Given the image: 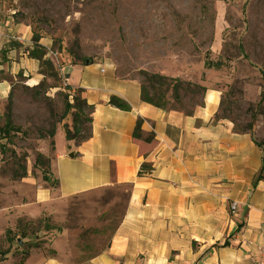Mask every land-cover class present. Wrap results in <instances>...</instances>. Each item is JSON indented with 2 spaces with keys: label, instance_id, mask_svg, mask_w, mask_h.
<instances>
[{
  "label": "rangeland",
  "instance_id": "1",
  "mask_svg": "<svg viewBox=\"0 0 264 264\" xmlns=\"http://www.w3.org/2000/svg\"><path fill=\"white\" fill-rule=\"evenodd\" d=\"M1 1L14 12L16 24L30 29L29 54L39 38L44 60L51 64L39 62L43 79L37 85L23 74L0 82V129L11 101L13 124L22 130L10 139L0 134V251L9 247L8 229L16 232L19 221L31 223L26 224L30 237L25 244L18 238L10 245V264L36 245L48 256L60 240L68 261H88L107 249L122 221L126 186L71 197L63 207L50 206L37 214L36 192L46 183L57 185L49 176L50 166L36 163L39 154L48 160L54 154L47 133L64 125L75 132V109L63 116L66 104L74 105L79 93L67 90L62 69L81 63L79 58L112 65L120 77L139 79L151 95L164 92L168 107L185 112L203 104L205 92L196 86L216 87L222 95L218 117L248 131L264 147V0ZM208 52L216 64L211 69L205 68ZM144 74L170 80L151 91ZM171 79L182 82L180 101L173 98ZM79 114L77 142L90 135L89 108ZM19 165L27 168V176L14 180ZM48 224L60 231L46 232Z\"/></svg>",
  "mask_w": 264,
  "mask_h": 264
},
{
  "label": "crops",
  "instance_id": "2",
  "mask_svg": "<svg viewBox=\"0 0 264 264\" xmlns=\"http://www.w3.org/2000/svg\"><path fill=\"white\" fill-rule=\"evenodd\" d=\"M13 14L0 0V82L23 74L37 85L43 76L39 61L28 56L32 34ZM62 73L91 108V136L67 141L58 127L49 174L57 185L36 192L37 214L94 190L129 187L107 249L75 264H253L264 244V147L218 119L221 91L204 86L203 104L188 114L143 102L142 82L120 77L107 63L70 64ZM113 96L131 110L110 105ZM139 120L152 142L133 137ZM51 249L56 257L34 250L24 264H74L62 240Z\"/></svg>",
  "mask_w": 264,
  "mask_h": 264
},
{
  "label": "trees",
  "instance_id": "3",
  "mask_svg": "<svg viewBox=\"0 0 264 264\" xmlns=\"http://www.w3.org/2000/svg\"><path fill=\"white\" fill-rule=\"evenodd\" d=\"M33 50L30 52V56L31 58L33 59H36L37 61L41 62L43 65L48 63L49 65L50 62L49 61H45L44 60V56H45V53L43 52V49L42 47L40 46V43H39V38H35L33 40ZM81 60V63L83 65H86V62L88 61L87 59L85 58H79ZM216 67V64H214L211 60H210V55H209V52L207 53L206 55V61H205V68L207 69H211V68H214ZM145 75V78L147 79V81L149 82V85H150V89L151 91H154L156 88V84H160V85H167L168 81L170 79H168L167 77L165 76H162V75H159V74H156V75H147V74H144ZM172 82H173V98L176 100V101H180L181 99V95H180V87L182 86V82H180V80H177V79H171ZM41 86V84L39 85ZM196 89L198 90H202L204 92L207 91L206 88H202L200 86H196ZM67 90L69 92H71V88L70 86H67ZM79 93V96H74L75 98V104L74 105H71L69 103L66 104V112L64 114L63 117H66L68 115V113L72 110V109H75V119H74V129H75V132L74 134L71 133V131L69 130L68 126L64 125V130H65V137H66V140L67 141H76V133L77 131H79V128L76 124V119H78V114L79 113H82L83 111V108L84 107H87L89 108L87 105H86V102L82 99L81 97V91H77ZM76 92V93H77ZM157 96V101L153 100V98ZM142 100L143 102L147 103V104H150V105H153L157 108H161V109H165L167 107V104L168 102L164 99L165 98V93L164 92H158L157 94L156 93H153V95L150 94L149 91L146 90V88L142 85ZM11 98V97H10ZM109 104L122 110V111H130L131 110V107L125 102L123 101L122 99L118 98V97H111L110 101H109ZM89 110L91 111V108H89ZM188 114H190L191 112H186ZM80 115V114H79ZM218 119H221L218 117ZM90 123H91V119H90ZM141 126H142V121L139 120L138 123H137V126L135 128V131H134V134H133V137L137 140H143L147 143H150L154 140V136L153 135H150L146 138L143 137L142 135V131H141ZM238 133H241V134H250L248 131L246 130H237L235 129ZM22 130L20 127H17L13 124V114H12V102L10 101L9 102V105H8V111H7V114H6V123L5 125L0 129V134L4 137V138H11L12 135H17L19 133H21ZM47 135L51 138V146L53 148H55V135H56V128L53 127L51 130L48 131ZM41 138L44 139L45 136L41 133L40 134ZM91 135H89L86 139H84L83 141H86L90 138ZM81 141V142H83ZM256 142V141H255ZM257 143V142H256ZM257 145L259 147H263L262 144H258ZM1 153L4 154L6 153L5 151V148L2 147L1 148ZM16 154L13 153V157H15ZM36 163L37 164H42L43 166L49 168L50 166V160L44 158L43 155L39 154L37 156V160H36ZM146 170H147V167L146 166H143L142 167V170L140 172V176H143L145 173H146ZM13 179L14 180H21V179H24L26 178L27 176V168L24 166V165H19V168L17 170H15V172H13ZM44 181H48L47 179H44ZM23 222L22 221H19L18 222V226H17V231H13L12 229H8L6 231V242L9 244V247L7 250L5 251H0V263L4 262L7 257L10 255L11 253V248H10V245L12 243H14L15 241L17 242L18 238L21 239L22 241V244L24 243L25 244V240L26 239H29V234L27 233V225H31V223H25L24 225L22 224ZM46 232H50V231H54V230H58L60 231V228H57V227H54V226H50L49 224L48 225H45V229H44ZM22 247V246H21ZM20 247V248H21ZM34 248L33 249H36V250H41V248H38L39 245H36V246H33ZM31 251V250H30ZM30 251H23L22 252V260H18L17 264H24L25 261L30 257L31 255V252ZM42 252L45 253V251L41 250ZM50 254H48L49 257H56L57 253L55 250L51 249L50 251Z\"/></svg>",
  "mask_w": 264,
  "mask_h": 264
},
{
  "label": "built area",
  "instance_id": "4",
  "mask_svg": "<svg viewBox=\"0 0 264 264\" xmlns=\"http://www.w3.org/2000/svg\"><path fill=\"white\" fill-rule=\"evenodd\" d=\"M9 39H13L19 43H23V39L21 37H13L9 36ZM237 203L231 204V209L234 211L237 209ZM253 264H264V244L260 246L258 255L254 258Z\"/></svg>",
  "mask_w": 264,
  "mask_h": 264
},
{
  "label": "water",
  "instance_id": "5",
  "mask_svg": "<svg viewBox=\"0 0 264 264\" xmlns=\"http://www.w3.org/2000/svg\"><path fill=\"white\" fill-rule=\"evenodd\" d=\"M91 64H92V62H91V61H87V62H86V65H88V66H89V65H91ZM18 242H19V244H22V241H21V239H19V240H18Z\"/></svg>",
  "mask_w": 264,
  "mask_h": 264
}]
</instances>
